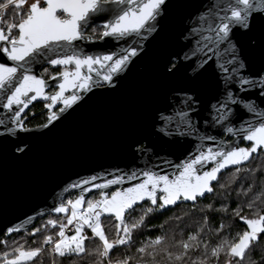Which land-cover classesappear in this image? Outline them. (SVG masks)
Masks as SVG:
<instances>
[{"label":"snow or ice","instance_id":"snow-or-ice-1","mask_svg":"<svg viewBox=\"0 0 264 264\" xmlns=\"http://www.w3.org/2000/svg\"><path fill=\"white\" fill-rule=\"evenodd\" d=\"M163 5L165 0H0V56L6 57L5 62H0V93H3L4 99L0 107L10 114L11 123V127H8L5 121L0 120V124H5L4 133L0 135H11L17 129L27 131L23 127L21 114L38 98L51 101L45 104L48 109L57 102L63 104L59 109L62 113L81 99L75 92L67 96L65 92L76 90L86 93L100 80L110 83L113 76L122 72L131 58L138 55V48H125L121 54L92 55L80 49L77 42L91 41L97 28L101 29L98 34L101 40L107 37L126 41L132 35L147 39L148 34L156 30ZM254 17L264 19V0H212L195 18L185 36L186 40L192 36L199 38L193 41L192 47L183 56L185 60L198 56V69L214 58L221 95L211 105L212 110L219 113L213 116V123L226 120L233 114L230 105H241L257 120L254 123L245 121L247 127L239 130L226 127L225 131L241 136L242 140L250 142V147L204 149L201 145L198 154L176 165L173 176L146 169L141 173L143 178L138 179L136 172H131L127 180L138 182L130 187H115V190H111L112 186L122 185L124 177L116 176L103 183H93L97 180L96 176L77 181L70 187L81 188V195L54 208L56 213L70 212L65 217L66 223L49 219L47 225L53 229L58 227V231L43 236L39 246L25 248L21 244L14 247L11 253L5 251L0 264H37L45 252L53 256L52 264H56V256H95V264H210L213 260L215 264H221V253L225 257L223 264H257L252 259V253L259 240L264 238V212L257 207V202L264 204V187L259 193H254L246 205L251 216L241 215L243 208L240 206L233 210V215L246 225V230L237 233L232 240L224 239L209 249L206 242L201 244V228L189 233L186 240L174 243H169L166 236H156L136 249L137 256H125L115 261L112 258L118 246H131L133 232L145 224L150 214L178 203L196 202L206 193L214 191L212 182H218V173L229 166H237L235 173H239L240 165L249 161L258 150L264 151V111L259 110L253 101H245L240 96L241 92L258 90L259 96L264 98V73L258 76L243 74L246 64L240 58V50L233 39L234 31H251ZM98 18H102L103 22L92 27L93 35L86 34V30ZM7 61L12 62L11 65ZM42 62L61 67L57 73L60 77L58 91L52 95L45 93L46 81L32 71L34 64ZM99 69H104L103 75ZM92 73L98 78L96 81H93ZM195 110L193 97L182 95L178 102H174L171 114H158L157 118L163 124L157 130L164 135L198 134L196 123L190 115ZM57 118L53 112L48 116V124ZM174 123L180 126L170 132V125ZM181 126L186 131L181 130ZM200 138L214 139L211 136ZM16 150L23 152L18 145ZM209 163L211 167L204 171L197 167ZM250 171L254 174L256 170ZM89 184L99 190V199L85 201L83 193L90 189L82 186ZM253 188L254 185L250 184L238 195L247 197ZM138 208L142 214L128 222L126 217ZM206 208L212 210V205ZM227 210V207H222L216 211ZM102 217L114 219V238L109 239L106 234ZM204 219L207 221L206 216ZM69 225L73 226L71 235L66 233ZM5 231L11 234L20 229L13 226ZM39 231L35 229L33 235ZM94 239H98L97 246L87 248L85 241Z\"/></svg>","mask_w":264,"mask_h":264},{"label":"water","instance_id":"water-1","mask_svg":"<svg viewBox=\"0 0 264 264\" xmlns=\"http://www.w3.org/2000/svg\"><path fill=\"white\" fill-rule=\"evenodd\" d=\"M211 2L212 0H165L161 15L157 18L156 30L148 34L147 39L132 35L126 41H115L106 37L99 41H78L77 45L92 55L102 51L109 54L115 50L121 54L125 48L137 47L140 50L143 46L163 43H179L184 51L199 38L192 36L191 39L186 40L185 36L193 26L195 18ZM102 22L103 19L98 18L91 25L96 26ZM233 39L239 47L240 58L246 64L243 74L260 75L264 71V19L254 17L251 31L246 33L234 31ZM153 48L150 47V50H154ZM5 61L6 57L0 56V62ZM7 63L11 65L12 62L7 61ZM48 65L44 62L34 64L33 74L39 76V71ZM47 88L46 82L45 91ZM92 91L95 95L81 98L67 108L65 113H60L51 124L45 123L47 127H44V124L35 129L27 131L17 129L11 135H0V237L8 238L24 234L33 229L39 220L48 216L65 218L68 212L56 213L54 208L69 196H74V200L81 195V188L70 187L77 181L96 176L97 180L93 183H103L116 176L124 177L122 185L112 186L111 190H115V187H130L138 182V180H127L131 172H136L138 179L143 178L141 173L146 169L171 177L176 174V165L193 158L198 154L201 145L204 149L209 147L216 149L221 146L227 149L229 146H239V142L244 141L241 136L231 134L233 140L224 145L223 141H219L220 135L226 127L239 130L241 127H247L245 121L254 123L257 120L254 114L247 112L241 105H230L233 114L228 119L215 123H213V116L219 113L213 110L208 114L207 119L205 116L194 115L192 117L198 134L176 135V140L179 142L178 156L175 160L165 161L158 158L160 153L152 147L146 146L135 150L125 111L115 109L103 92H96L94 88ZM218 99L214 98L213 102L216 103ZM243 99L253 101L259 110L264 111V98L259 96L258 90L246 92ZM39 101L44 99L38 98L29 104L28 108ZM3 102V93H0V105ZM83 111L86 117L85 122L82 119ZM96 114H101L99 129H95L93 122ZM9 116L10 114L0 107V120L11 127ZM4 129L5 124H0V133H4ZM181 130L186 131L182 126ZM201 136H211L214 139L201 140ZM244 142L250 145V142ZM17 145L23 149L22 153L16 150ZM142 149L148 151H141ZM259 152L264 153L258 150L250 160L257 157ZM250 160L239 167L247 165ZM210 166L209 163L197 167L200 171H204ZM236 167L229 166L222 170L218 173V178L222 173ZM216 182L213 181L212 184ZM82 187L90 189L83 193L85 201L92 194L99 193V190L92 188L91 184ZM209 195L211 193H206L204 197L197 200H203ZM194 203L189 201L178 203V205ZM178 205L168 206L167 209ZM13 226L20 231L6 234L5 230Z\"/></svg>","mask_w":264,"mask_h":264},{"label":"flooded vegetation","instance_id":"flooded-vegetation-1","mask_svg":"<svg viewBox=\"0 0 264 264\" xmlns=\"http://www.w3.org/2000/svg\"><path fill=\"white\" fill-rule=\"evenodd\" d=\"M92 27L95 25L89 26L86 34L93 35ZM100 31L101 29L97 28L92 40H101L98 38ZM150 47H154V50H150ZM191 47L183 51L182 45L179 43L143 46L138 50V55L131 58L127 67L113 76L110 83L100 80L96 86L92 87L96 92H103L104 96L110 99V103L115 109L125 111L127 126L135 150L148 146L160 153L158 155L160 160H175L178 156L177 146L179 142L176 140V134L164 135L157 130L163 124L162 121L158 120V114L161 112L166 115L171 114L170 109L174 102H178L182 95H189L193 97L196 109L190 115L205 116L207 119L208 114L212 111L213 99L220 98L221 86L214 58L209 60L203 68L198 69V56H190V59L187 60L183 59L184 53L188 52ZM237 48L239 49L238 46ZM113 52L120 54L117 50ZM99 54L106 53L102 51ZM59 71H61L60 66L52 65L45 66L39 71V76L48 83V88L45 91L47 95H52L58 91L60 77L57 76V73ZM99 71L103 75L104 69H99ZM91 75L93 81L98 79L95 73ZM51 77H56V79H51ZM92 88L86 93L71 90L65 92V95L73 94L75 91V94L84 99L86 96L95 95ZM245 95L246 92L240 93L242 98ZM108 98L106 99L109 101ZM46 103H51V101L44 100L33 103L21 116L25 129H35L48 123V116L53 112L57 114V117L60 115L59 109L63 107V104L57 102L51 109H48L45 107ZM82 114V119L85 122V112L83 111ZM176 120L178 122L179 118L177 117ZM93 122L95 129H99L101 127V114H96ZM178 126H180L178 123L170 125V132H173ZM232 140L231 133L226 131L219 137V141H223L224 145L229 144ZM239 146L250 147L244 141H240ZM259 157H264V153L259 152L258 156L253 157L250 162ZM226 172L222 173L219 178ZM181 205L185 204L178 206Z\"/></svg>","mask_w":264,"mask_h":264},{"label":"trees","instance_id":"trees-1","mask_svg":"<svg viewBox=\"0 0 264 264\" xmlns=\"http://www.w3.org/2000/svg\"><path fill=\"white\" fill-rule=\"evenodd\" d=\"M255 159L257 158L253 160ZM258 171L259 170L256 171L257 174L256 172L253 174L250 170L247 171V174L243 175L244 178H242L241 183L233 179L225 193L221 191L218 192L215 187L216 185H214V191L211 196L209 195L203 200H198L194 205H181L184 206V210H179L180 206L172 209L159 210L150 214L146 217L145 224L140 229L133 232L131 246H118L112 253L113 261L123 259L125 256H137L136 249L156 236H166L168 237L169 243H174L181 239L186 240L189 233H195L201 228L203 229L201 231V244L203 245V243L206 242L209 249L215 247L224 239L232 240L237 233L246 230V225H244L238 217L233 215V210H237L238 206H240V208H243L241 215L251 216V211L245 204L253 197L254 193H259L262 187H264V184H261V180H263L264 183V174H260ZM250 184L254 185L253 192H250L247 197L238 195V192L246 190ZM220 197L223 198V200H221ZM95 198H97V195H93L90 199L94 200ZM213 198H218V200H214ZM207 205H212V210H208L206 208ZM259 205H257V207H259ZM144 206L147 207L148 205ZM222 207H227V212L216 211ZM260 210L264 212V206L261 207ZM141 214L142 212L138 208L136 212L128 215L126 219L128 222H132L134 219H138ZM205 216L207 217V221L204 219ZM178 217L180 219H177ZM49 219L61 222V218L50 216L39 220L33 229L24 234L13 235L8 238L1 236L0 258H2V254L5 251L11 253L12 249L18 245L22 244L25 248L36 247L39 246L43 236L53 235L54 232L59 229L58 227L53 229L51 226H48L47 221ZM102 224L106 229V234L109 236V239L114 238L116 235L114 219L102 217ZM221 225H223L222 229ZM35 229H40V231L35 232L33 235ZM88 235H90V231ZM34 241L35 243H33ZM98 243V239L85 241V245L89 249H94ZM224 259V254L221 253V264H223ZM252 259L256 260L257 264H264V238L259 240L257 248L252 253ZM95 261V256L81 258L75 256L55 257L56 264H95ZM52 262L53 256L47 252L43 253L37 260V264H52ZM28 264H30V262H28ZM210 264H215V261H211Z\"/></svg>","mask_w":264,"mask_h":264},{"label":"rangeland","instance_id":"rangeland-1","mask_svg":"<svg viewBox=\"0 0 264 264\" xmlns=\"http://www.w3.org/2000/svg\"><path fill=\"white\" fill-rule=\"evenodd\" d=\"M240 168H241V171L239 173H235V169H234V170L227 171L225 174H223L219 178L218 182L215 184L216 185L215 187L217 188L216 190L218 192L221 191V192L225 193L226 189L228 188V186L230 185V183L232 182L233 179H235L234 181H236V182L238 181V182L241 183L242 182L241 181L242 178H244L243 175L247 174V171H245V169H247V170L257 169V170H259L258 172L260 174H264V157H259V158L255 159V160H252L247 165H245L244 167H240ZM234 173H235V177H234ZM256 174H257V172H256ZM243 181H244V179H243ZM261 184L262 185L264 184L263 180H261ZM220 185H224L225 187L222 188V187H220ZM91 197L87 198V200H89ZM213 199L214 200H218V198H213ZM220 199L223 200V198H221V197H220ZM245 205H247V203ZM257 205H259V207H258L259 209H261V207L264 206V205H262V203H257ZM178 207H180V206H178ZM184 209H185L184 206H181L179 208V210H184ZM48 217H50V216H48ZM60 220H61V222L66 223V219L65 218H62Z\"/></svg>","mask_w":264,"mask_h":264},{"label":"built area","instance_id":"built-area-1","mask_svg":"<svg viewBox=\"0 0 264 264\" xmlns=\"http://www.w3.org/2000/svg\"><path fill=\"white\" fill-rule=\"evenodd\" d=\"M72 199L73 198H71V197L70 198H67L66 200H64L63 203H66L68 200H72ZM97 199H99V198H97ZM84 206H86V204ZM69 214H70V212H68V215ZM72 228H73V226L69 225V227L66 229V233L69 234V235H71L72 234ZM45 248H47V245H45Z\"/></svg>","mask_w":264,"mask_h":264},{"label":"bare ground","instance_id":"bare-ground-1","mask_svg":"<svg viewBox=\"0 0 264 264\" xmlns=\"http://www.w3.org/2000/svg\"><path fill=\"white\" fill-rule=\"evenodd\" d=\"M241 167H242V166H241ZM93 195H97V198H99V193H94V194H92L91 196H93ZM91 196H90V197H91ZM68 198H70V197H68ZM72 198H74V196H73ZM97 198H95V199H97ZM66 199H67V198H66ZM66 199H65V200H66ZM95 199H94V200H95ZM72 200H73V199H72ZM63 202H64V201L60 202V204L63 203ZM51 217H53V216H51ZM57 218H61V219H62V217H57Z\"/></svg>","mask_w":264,"mask_h":264}]
</instances>
